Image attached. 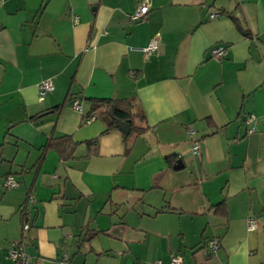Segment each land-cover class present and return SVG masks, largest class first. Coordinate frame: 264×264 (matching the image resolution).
Here are the masks:
<instances>
[{
    "label": "crops",
    "instance_id": "0c3cea01",
    "mask_svg": "<svg viewBox=\"0 0 264 264\" xmlns=\"http://www.w3.org/2000/svg\"><path fill=\"white\" fill-rule=\"evenodd\" d=\"M141 1L0 0V264H264V0Z\"/></svg>",
    "mask_w": 264,
    "mask_h": 264
},
{
    "label": "built area",
    "instance_id": "2783aa9c",
    "mask_svg": "<svg viewBox=\"0 0 264 264\" xmlns=\"http://www.w3.org/2000/svg\"><path fill=\"white\" fill-rule=\"evenodd\" d=\"M151 8L149 0H142L140 3L137 4L134 13L130 16L131 22H138L143 20L149 13ZM210 19L217 18V15L211 14L209 16ZM157 49V40L153 37L147 47L142 50L145 55H149ZM225 55V48L223 46H214L209 51V56L215 60L223 59ZM53 91V84L50 80L42 81L38 86V100L42 101L43 98L50 92ZM72 107L75 111H80V107L78 102H72ZM94 118L90 117L88 121H92ZM253 120V117L249 116L246 119V123H250ZM195 150V148H194ZM5 189H12L18 186V183L15 181L13 177H7L3 184ZM28 203H32V200L29 198ZM248 228L254 229V224L251 220L248 221ZM29 229V224H24L23 230L27 231ZM219 248V244L216 240L210 241L207 244V252L211 255H214ZM7 259L11 260L14 264H28L29 258L27 254L24 252L23 248L19 244H13L7 251H6ZM69 257L67 254L63 253L61 258L57 260V264H69ZM170 264H183V259L178 255H172L170 257ZM151 264H162L161 261H155Z\"/></svg>",
    "mask_w": 264,
    "mask_h": 264
},
{
    "label": "trees",
    "instance_id": "16d2710c",
    "mask_svg": "<svg viewBox=\"0 0 264 264\" xmlns=\"http://www.w3.org/2000/svg\"><path fill=\"white\" fill-rule=\"evenodd\" d=\"M91 109H90V115L93 114L95 111L102 109L103 112L100 115V119L104 122L105 124V130L103 131V135L107 134L109 131L118 129L116 127V121H123V122H128L131 124V127H133V132H134V117L130 113V108L131 104L126 101H116V100H108V99H103V100H91ZM62 105H58L53 108L55 112H58L61 109ZM129 135V134H128ZM128 135H125V138L128 137ZM60 140H70L69 137H64L61 139H49L45 147L43 148L42 155L39 159V162H41L44 154L49 150V149H56L58 142ZM94 146L97 145V140H93L90 142ZM89 143V144H90ZM28 196V194H27ZM28 198V197H27ZM221 207L222 210H224L223 205H219L216 209H219ZM25 208L21 211L22 217L25 218ZM96 234L95 233H87L86 237L84 238V242H89Z\"/></svg>",
    "mask_w": 264,
    "mask_h": 264
},
{
    "label": "water",
    "instance_id": "95a60500",
    "mask_svg": "<svg viewBox=\"0 0 264 264\" xmlns=\"http://www.w3.org/2000/svg\"><path fill=\"white\" fill-rule=\"evenodd\" d=\"M116 127L124 134L128 135L130 132V124L128 122L116 121Z\"/></svg>",
    "mask_w": 264,
    "mask_h": 264
}]
</instances>
